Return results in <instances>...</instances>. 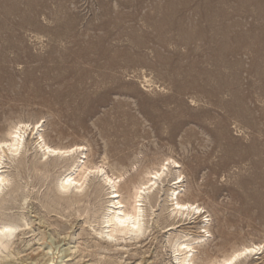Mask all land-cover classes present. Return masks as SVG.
Wrapping results in <instances>:
<instances>
[{"label":"rangeland","instance_id":"rangeland-1","mask_svg":"<svg viewBox=\"0 0 264 264\" xmlns=\"http://www.w3.org/2000/svg\"><path fill=\"white\" fill-rule=\"evenodd\" d=\"M17 121L85 146L89 163L121 174L124 199L164 158L177 166L138 199L146 232L113 239L100 177L58 193L74 157L41 159L28 131L1 168L0 221L18 226L0 264H177L169 242L200 235L204 218L195 264L264 245V0H0V137ZM177 173L198 217L171 211ZM256 257L245 264H264V247Z\"/></svg>","mask_w":264,"mask_h":264},{"label":"bare ground","instance_id":"bare-ground-1","mask_svg":"<svg viewBox=\"0 0 264 264\" xmlns=\"http://www.w3.org/2000/svg\"><path fill=\"white\" fill-rule=\"evenodd\" d=\"M245 29V28H244ZM253 65V64H252ZM35 123V124H33ZM40 124L35 122H32V124L28 123V122H19L17 121V123H13L12 126H10V128L8 129V131L4 134L3 137H0V170L1 168H3V159H5L6 157L9 158V156H16L19 152H21V148L22 150L25 149L23 148V144H25L26 142H24V137L26 136L25 134L29 131V133H31L32 135H35L36 138L35 140H33V145L35 150H40V154H41V159H48V157L50 156H54V158L56 160L58 159H63V162H66V159H69L68 157H74V160L71 162V164L66 168L65 172L61 175V177H59L57 175V177H59L55 184L57 186V192L58 190L61 192L62 190L65 192L67 190L71 191L70 189H75V190H80L83 185L87 184L85 183L87 180V178L91 175H96L98 177H100V180L103 184V186L106 187V190L108 191V195H109V200L108 202H110L109 206L101 211L100 214H102V217L100 219H102V223L107 224V228L108 230H106V235L109 236V238H113L115 236H117L118 234H123V235H130L129 237L131 238V235L134 234V236L139 235L140 233L144 232L146 230V227L143 225V220H141V216H142V208L139 205V198L142 197L143 192H145L146 190H150L152 189L155 184L157 183V181L159 180V178L164 175V172H167V167L168 165L174 164L175 166H177V162L173 159H169V158H164V160L166 162H162L159 167H157V169L155 168L154 170H148L145 174L150 175L149 177H146V179L144 181H141L140 183H138L137 185H133L132 186V192L130 193V197L129 199H124L121 196V192H119V182L121 179V174L119 173L118 175H114L113 173H108L103 165H98V164H91L86 160V154L84 152V150H86V147L81 145V144H73L70 146H57V145H51L49 143L46 142V140L43 138L42 134L39 132V128H40ZM28 133V134H29ZM31 135V136H32ZM34 136V137H35ZM31 139V138H30ZM26 140V139H25ZM29 140V139H28ZM31 141V140H30ZM24 142V143H23ZM31 143V142H30ZM27 144V143H26ZM25 144V146H26ZM32 146V145H31ZM33 147V146H32ZM28 148V147H27ZM37 150V151H38ZM24 151V150H23ZM22 151V154H23ZM26 151V150H25ZM39 153V152H38ZM21 154V155H22ZM27 154V153H25ZM36 154V153H34ZM79 156H76V155ZM9 155V156H8ZM5 156V157H4ZM24 156V155H23ZM4 157V158H3ZM21 157V156H20ZM25 157V156H24ZM38 157V156H37ZM39 157V158H40ZM14 158V157H13ZM17 158V157H16ZM22 158V157H21ZM38 158V159H39ZM10 159V158H9ZM46 159V160H47ZM51 159V158H50ZM54 159V160H55ZM7 160V159H6ZM14 160V159H13ZM45 160V161H46ZM52 160V159H51ZM25 161V160H24ZM53 161V160H52ZM61 161V160H58ZM61 161V162H62ZM13 162V161H11ZM15 162V161H14ZM18 162V159H17ZM21 162V161H20ZM26 162V161H25ZM32 162V161H31ZM44 162V160L42 161ZM41 162V163H42ZM60 162V163H61ZM70 162V161H69ZM9 163V162H8ZM23 163V162H22ZM34 163V162H32ZM40 163V162H39ZM45 163V162H44ZM47 163H50L47 162ZM54 162L50 163V166L53 167ZM68 163V161H67ZM10 164V163H9ZM21 164V163H20ZM25 164V163H24ZM36 164V163H35ZM43 164V163H42ZM41 164V165H42ZM55 164V163H54ZM6 165V163H5ZM19 165V163H18ZM27 165V164H26ZM31 163H29L30 166ZM37 165V164H36ZM39 165V166H41ZM47 165V164H46ZM57 165V162H56ZM60 165V164H58ZM62 165V164H61ZM60 165V167H61ZM67 165V164H66ZM8 166V165H7ZM17 166V165H15ZM35 166V165H33ZM38 166V165H37ZM36 166V167H37ZM45 166V164H44ZM55 166V165H54ZM20 167V166H18ZM17 167V168H18ZM22 167L24 168L25 166L22 165ZM31 167V166H30ZM66 167V166H65ZM6 168V167H5ZM29 168V167H27ZM26 168V169H27ZM34 168V167H33ZM40 168V167H39ZM44 168V167H43ZM40 168L39 170L43 169ZM55 168V167H54ZM57 168V167H56ZM170 168V167H169ZM30 169V168H29ZM32 169V168H31ZM38 169V168H37ZM36 169V170H37ZM47 169V168H46ZM53 169V168H50ZM58 169V168H57ZM62 169V168H60ZM38 170V172H39ZM45 170V169H44ZM43 170V172H44ZM54 170V169H53ZM108 170V169H107ZM35 171V169H34ZM47 170H45L46 173ZM50 171V170H49ZM110 171V170H109ZM6 172V171H5ZM32 172V171H31ZM38 173L41 174L40 178L42 177V175H47L45 173ZM51 172V171H50ZM111 172V171H110ZM7 173V172H6ZM59 173V172H58ZM61 173V172H60ZM123 173V172H122ZM175 173V172H174ZM50 174V173H49ZM124 174V173H123ZM9 175V174H8ZM35 175V174H34ZM167 175V174H166ZM10 176V175H9ZM13 176V175H11ZM10 176V177H11ZM14 177V176H13ZM47 176H44V178H46ZM124 177V176H123ZM174 177V176H173ZM8 176L7 174H5L2 170L0 171V190L7 184L8 182ZM43 178V179H44ZM48 178V177H47ZM46 178V179H47ZM91 178V177H90ZM89 178V180H90ZM45 179V180H46ZM93 179V178H92ZM162 179V178H160ZM172 179V178H170ZM182 176L180 173H177L175 175L174 181L171 183L170 188H169V193H168V198L169 201H171L170 206H172L171 211L175 212V214H179L180 216H186V217H190V216H195L198 217L201 214V211L203 210V208L195 203V202H191V201H186L181 199L180 195L182 194V191H184L183 189H180V183L182 182ZM98 179V181H100ZM11 181V180H10ZM160 181V180H159ZM170 182V181H169ZM6 183V184H5ZM89 183V182H88ZM137 183V182H136ZM159 183V182H158ZM157 183V184H158ZM54 184V183H53ZM95 183H93L94 185ZM17 185V184H16ZM15 185V186H16ZM7 186V185H6ZM19 186V185H18ZM55 186V185H54ZM55 186V187H56ZM87 186V185H86ZM91 186V185H90ZM98 186V185H97ZM100 186V184H99ZM102 186V185H101ZM100 186V189H101ZM14 187V186H13ZM17 187V186H16ZM20 187V186H19ZM96 186H94L95 188ZM93 188V190H94ZM97 188V187H96ZM103 188V187H102ZM6 189V187H5ZM4 189V190H5ZM13 189V188H12ZM11 189V191H13ZM15 189V187H14ZM19 189V188H18ZM3 190V192H4ZM17 190V189H15ZM83 190V189H81ZM97 190V189H96ZM99 190V188H98ZM104 190V188H103ZM153 190V189H152ZM105 191V190H104ZM58 192V193H60ZM68 192V191H67ZM66 192V193H67ZM74 191H72L71 193H73ZM11 193V192H10ZM9 193V194H10ZM15 193V192H14ZM69 193V192H68ZM98 193V191H97ZM96 191L94 192V194H96ZM106 193V192H105ZM64 194V193H63ZM60 194V195H63ZM99 194V193H98ZM148 194V193H147ZM66 195V194H65ZM70 195L73 194H69V198H71ZM75 195V194H74ZM154 195V194H152ZM151 195V196H152ZM167 195V194H166ZM59 196V195H58ZM67 196V195H66ZM88 196V195H87ZM148 195H145V198ZM3 196H0V198H2ZM26 197V196H25ZM63 198V196H61ZM60 197V198H61ZM73 197V196H72ZM76 197V196H75ZM81 197V195H80ZM149 197V196H148ZM5 198V197H4ZM13 198V197H12ZM24 198V197H23ZM53 198V197H52ZM56 198V197H55ZM67 198V197H66ZM68 198V199H69ZM51 199V198H50ZM77 199V198H75ZM79 199V198H78ZM148 199V198H147ZM151 199V198H149ZM54 200V198H53ZM143 200H145L143 198ZM155 200V198H154ZM5 201H8L7 199H5ZM4 201V202H5ZM52 201V200H50ZM56 201V200H55ZM58 201H61L60 199ZM67 201H73V200H67ZM76 201V200H75ZM73 201V202H75ZM81 201V200H80ZM150 201V200H148ZM3 202V199H2ZM0 202V205L1 203ZM3 202V203H4ZM64 202V200L62 201ZM78 202V200H77ZM154 202V201H153ZM54 203V202H53ZM58 203V202H57ZM61 203V202H59ZM58 203V204H59ZM149 203V202H148ZM151 203V202H150ZM149 203V204H150ZM57 204V205H58ZM64 204V203H62ZM69 204V203H68ZM71 204V203H70ZM75 204V203H74ZM48 205V204H47ZM51 205V204H50ZM53 205V204H52ZM65 205V204H64ZM67 205V204H66ZM154 205V204H153ZM95 206V205H94ZM149 206V205H148ZM151 206V205H150ZM71 207V206H70ZM170 208V207H169ZM77 210V209H76ZM94 210V208H93ZM78 211V210H77ZM80 211V210H79ZM97 211V210H96ZM95 211V212H96ZM170 211V212H171ZM81 212V211H80ZM91 212V210H90ZM94 212V213H95ZM103 212V213H102ZM60 213V212H59ZM88 213V212H87ZM92 213V214H94ZM97 213V212H96ZM95 213V214H96ZM81 214V213H80ZM79 214V215H80ZM94 214V215H95ZM172 215V214H170ZM174 215V214H173ZM178 215V216H179ZM149 216V215H148ZM177 217V216H176ZM1 218V216H0ZM21 218V217H19ZM93 218V217H92ZM143 218V217H142ZM182 218V217H181ZM194 218V217H193ZM10 219V218H9ZM14 219V218H12ZM16 219V218H15ZM14 219V220H15ZM18 219V218H17ZM87 219V218H86ZM187 219V218H185ZM184 219V220H185ZM198 219V218H197ZM196 219V220H197ZM1 220H6V219H1ZM26 220V219H25ZM150 220V219H149ZM192 220V219H191ZM208 220L204 218V220H202L204 222V225H202L199 228H202V230L200 231V235H198L197 237H189L187 234L185 235H181L179 234V236L174 237V239L172 240L170 247H171V251L174 253V260L176 261L177 264H195L193 261V252H194V247L197 244H201L202 242H204L207 237L210 236L209 230H208ZM20 221V220H19ZM18 221V223H19ZM24 221V220H22ZM97 221V220H96ZM100 221V220H99ZM186 221V220H185ZM147 222V221H146ZM200 222V221H199ZM91 223V222H90ZM99 223V222H98ZM174 224V223H173ZM25 225V224H24ZM103 225V226H104ZM18 226V224L14 221H4L1 222L0 221V245L6 246L9 244L10 241V237L12 235L13 237V232L16 229V227ZM21 226V225H20ZM27 226V225H25ZM102 226V225H101ZM146 226L148 227V225L146 224ZM22 227V226H21ZM102 228V227H101ZM104 228V227H103ZM148 229V228H147ZM100 230V229H99ZM186 231V230H185ZM103 232V231H102ZM100 232V233H102ZM146 232V231H145ZM183 232V231H180ZM97 233V232H96ZM99 233V234H100ZM185 233V232H184ZM188 233V232H187ZM198 234V233H197ZM142 235V234H140ZM139 235V236H140ZM176 235V233H175ZM138 237V236H137ZM136 237V238H137ZM211 237V236H210ZM129 238V239H130ZM134 238V237H133ZM114 239V238H113ZM120 239V238H119ZM123 239V238H122ZM207 241V240H206ZM203 244V243H202ZM0 246V247H1ZM8 247V246H6ZM199 247V246H198ZM263 247L264 245H262L261 243H247V244H243L235 249H233L230 253L225 254L221 259L216 260V261H208L207 263L204 264H245L246 261H248L250 259L251 256H257L256 258H259V255H261L263 253ZM9 248V247H8ZM2 250V249H1ZM3 251V250H2ZM9 253V251H8ZM255 260V259H253ZM254 262V261H253ZM252 263V260H251ZM49 264V263H48ZM51 264V263H50ZM253 264H259V263H253Z\"/></svg>","mask_w":264,"mask_h":264}]
</instances>
